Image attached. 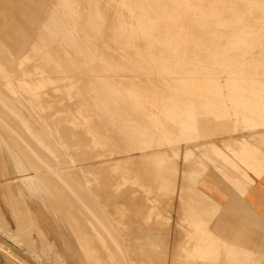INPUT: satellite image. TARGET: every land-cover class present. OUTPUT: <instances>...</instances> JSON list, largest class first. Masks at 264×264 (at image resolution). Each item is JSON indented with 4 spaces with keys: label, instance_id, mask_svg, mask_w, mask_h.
<instances>
[{
    "label": "rangeland",
    "instance_id": "obj_1",
    "mask_svg": "<svg viewBox=\"0 0 264 264\" xmlns=\"http://www.w3.org/2000/svg\"><path fill=\"white\" fill-rule=\"evenodd\" d=\"M47 2L50 10L44 17L42 10L39 16L37 10L15 13L21 28L16 34L13 18L0 10V84L17 82L41 116L38 120L24 111L31 120L57 128L62 140L70 139L66 129L75 132L78 150L94 156L79 157L73 167H87V174L98 178L99 200L77 175L109 216L120 242L119 247L111 241L107 247L95 242L98 256L107 264H114L107 251L117 264H264V250L233 244L209 227L212 219V226L225 234L245 229L250 240L262 242L264 226L259 221L235 212L220 211L214 217L222 208L219 204L223 206L220 200L200 189L207 197L203 204H215L199 208L153 180L154 173L163 170L158 175L173 179L177 189L180 169V188L186 190L194 186L186 173L200 178L199 187L214 171L230 187L233 183V189L246 190L259 177L242 149L250 147L258 151L253 156L264 160V125H244L264 106V0H207L204 5L198 0ZM94 9L99 21L91 13ZM31 78L44 84L33 90L25 82ZM0 89L10 94L3 85ZM139 98L147 102L138 106L134 101ZM3 115L0 111V138L8 136L36 158L28 138ZM174 121L184 122L185 128ZM0 150V211L5 219L0 246L25 252L23 259L10 253L9 263L58 264L54 253L59 252L66 264H90L71 219L59 215L64 211L53 212L51 206L59 207V202L33 195L23 180L27 172L13 168L5 148ZM241 155L237 164L233 158ZM41 173L53 177L79 203L49 167H42ZM10 199L20 209H30L53 248L46 250L36 226L29 232L31 246L21 231L11 241L18 225ZM114 207L119 224L108 214ZM197 218L206 232L204 242ZM207 244L220 254L218 259L200 257L196 246L206 250Z\"/></svg>",
    "mask_w": 264,
    "mask_h": 264
},
{
    "label": "crops",
    "instance_id": "obj_2",
    "mask_svg": "<svg viewBox=\"0 0 264 264\" xmlns=\"http://www.w3.org/2000/svg\"><path fill=\"white\" fill-rule=\"evenodd\" d=\"M33 1L34 2H30L29 0H0V10H4L9 18H13V22L11 23V30H13L14 34L21 30L17 22V17L15 15L16 12H18L19 10H37V14L39 16L40 10H42V17H44V11L50 10V6H48L47 0ZM52 78L53 77L51 76V80ZM25 82L30 84L29 86L33 88V90L37 89L39 85L44 84V81L35 78H31L29 80L27 79L25 80ZM0 85H3V87L6 89L8 88L11 94H7L5 90L0 89V111L5 114V116L3 115L2 118L15 122L12 123V125L16 126V128L19 129V131L23 132V135L28 138V141H30V145L33 146V149L36 153V158L32 157L27 151L24 152L27 153V155L31 159L36 160L42 167H49L55 174V176L62 180L63 183L72 191V193L78 200L77 202H79L76 203L75 200L67 192L65 193L73 203V210L79 211L80 213L78 215H72L71 218L68 219H71L72 221L71 228L77 234V240H79L78 244L81 242V244H79V247L82 249V251L84 249V256L89 261H91L92 264H107L105 260L98 256L95 242H98L103 247H107L106 243L111 241L115 244L116 247H119L120 242L116 233L117 230L109 219V216L104 213V210L88 194L86 188H84L82 186V183H80V181L78 180L77 175L81 174L80 170L84 171L87 169V167L79 166L76 169L73 167L78 163L77 160L79 157L81 160H88L89 158L92 159L94 156L92 154H87V150H78V139H74V137L76 136L75 132L73 133L72 131L66 129L64 134H66L70 139L62 140L59 136H57V134L60 133L57 128L53 129L52 126L48 124H39L34 122V120L29 119V115H26L24 111H31L30 113L36 116L37 106L36 104L29 103V97L22 95V89L17 86V82H5ZM4 100L6 103L3 102ZM24 100H27L28 102ZM36 117L38 120L41 119L40 115ZM22 125L24 126V128ZM39 125L41 126V128L39 127ZM37 159H39L45 165L39 162ZM71 159L75 160V162L72 163ZM81 163L83 162H80V164ZM61 175H64L65 177ZM207 175L208 176H205V178L201 180V186L199 185L198 188L203 190L210 196H213L216 200H220L223 204L222 208L216 213L214 217H216L221 212H235L237 215L245 214L247 218L251 216L254 221H259L262 224L261 226H264V173L256 178L253 184L246 190L233 189L234 186L232 181L230 187L220 177V175L214 171H211ZM50 179L56 182L53 177ZM75 182L78 184H76ZM63 191L65 192V190ZM9 205L12 208V215L15 218L16 223L18 222V224H20L19 226L23 231H27L29 233L31 229H33L35 226L37 227V224L33 219L32 213L28 207L20 209V207H18L17 204L12 201V199H10ZM211 221L209 227L223 239L236 245L245 246L257 250H264V240L262 242H254L253 240H250V238H248V235L245 234V229L244 231L243 229H237L236 233L234 231L232 234L228 235L223 233L221 231V229L223 228L218 227L216 224L212 226ZM92 227L95 228V231H92ZM38 230L42 239V243L44 244L43 246L46 248V250H50L51 248H53L54 245L46 240L43 231L39 228ZM3 240L4 238L0 236V242H3ZM6 246L7 247L4 248L0 246V264H10L9 260L12 259L10 257L11 254H16L22 259L24 258L25 252L23 250H15L13 246H8L7 244ZM87 250L88 252H85ZM54 254L58 264H66L59 252H55ZM107 256L114 264H117V260L112 251H107Z\"/></svg>",
    "mask_w": 264,
    "mask_h": 264
},
{
    "label": "bare ground",
    "instance_id": "obj_3",
    "mask_svg": "<svg viewBox=\"0 0 264 264\" xmlns=\"http://www.w3.org/2000/svg\"><path fill=\"white\" fill-rule=\"evenodd\" d=\"M193 0H189V2L191 3ZM201 1V2H200ZM200 3L202 5L206 4L207 3V0H198V3L200 5ZM96 10V9H94ZM92 10V14H95L97 16V20L99 21V14H98V10L94 11ZM238 10V9H237ZM94 12V13H93ZM91 14V15H92ZM2 102V101H1ZM5 102V100L3 101ZM134 102H136L139 106V104L143 103V102H147V101H143L141 100L140 98L139 99H136ZM6 103V102H5ZM8 104V103H7ZM2 105V104H1ZM14 105V104H13ZM3 106V105H2ZM7 107V106H6ZM5 109V108H4ZM7 109V108H6ZM8 110V109H7ZM12 110V108H11ZM10 111V110H9ZM23 111V110H22ZM17 113V112H16ZM25 113V112H24ZM12 114V113H11ZM5 116V114H4ZM8 118V117H7ZM30 118V117H29ZM24 119V118H23ZM31 119V118H30ZM20 121V120H19ZM161 122V121H160ZM28 123V122H27ZM173 123L175 124H178L179 127H184L185 128V123L182 122V121H174ZM244 125L247 126V127H260L262 125H264V106L260 109H257L256 111L253 112L252 114V117H249V118H246L245 121H244ZM23 126V125H22ZM32 126V124H31ZM24 128V126H23ZM32 128V127H31ZM2 129V128H0ZM26 129V128H25ZM33 130V129H32ZM6 131V130H5ZM4 129H3V132H5ZM26 131V130H25ZM8 132V131H7ZM188 133V132H187ZM11 134V133H9ZM29 134V133H28ZM1 135V134H0ZM8 134L6 133V136ZM30 135V134H29ZM188 135H192V134H188ZM3 136V135H2ZM8 137V136H7ZM7 137H5V139L3 138H0V148L1 147H4L5 148V151L7 152L8 156H9V159L12 160L13 164L15 167L13 168H17V170H21V171H25L27 172L25 175L27 177L23 178V180L26 182L27 184V188L32 192L33 195L37 196V197H41L44 199H50V201H58L59 202V207L58 206H51L53 212L58 215L61 211H64L65 213H60L59 215L63 218H71V211H73V203L72 201L69 199V197L65 194V192L62 190L61 187H59L57 185L56 182H54L52 179H50L47 175H44L43 173H41L42 171V168L41 166H39L38 164L34 163V161L27 155V153H20V151H24L23 149H21L17 143H15L14 141H11V140H8ZM11 137V136H10ZM14 140V139H13ZM16 140V139H15ZM178 140V139H176ZM38 144V143H37ZM46 144V143H45ZM48 144V143H47ZM39 145V144H38ZM251 148L250 147H247V146H244V148L242 150H247V154L246 155H249V157L246 158V161L252 163V165L255 166V173L260 176L264 173V160H262V157L260 155H254L253 154L255 152H258L256 150H250ZM1 151V150H0ZM26 154V156H25ZM57 155V154H56ZM164 156V155H163ZM231 156V155H229ZM57 157V156H56ZM53 158V157H52ZM60 158V157H59ZM163 158H166V157H163ZM242 158V155L241 156H236L235 158V161L236 163H240V159ZM245 158V157H244ZM243 158V159H244ZM56 161V160H55ZM71 162H75V160L71 159ZM4 163V161H3ZM62 165V164H61ZM57 168V167H56ZM4 169V168H3ZM55 169V168H54ZM59 169V168H58ZM76 169V168H75ZM175 170H178V169H172V171H175ZM163 171V170H162ZM161 170L160 171H157V173L155 171L154 175L156 174V176L154 177V182L156 183H159L160 182V186L161 188H163L166 192L169 191V193L173 192L174 190L176 191L177 193V197L182 200H185L187 203L191 204V205H194L196 207H199V208H208L209 209V206L211 205H214L215 203L214 202H207V204H203L205 203V199L207 197H205V193L203 191H201L198 187H197V183L200 181V178L195 175V173H186L185 174V177L189 178L192 177V184L194 186H191L192 188L191 189H182L180 188V186H182L183 184H181V173L182 171L179 169V176H178V183H177V189L175 188L174 189V183H173V179H169L167 176H163V175H158L159 172H162ZM17 172V171H16ZM81 172V175L84 179V183L87 185L88 189H89V192L95 196V198L97 200H99V187L98 185H95L97 184V179H92L88 174H87V169L84 170V171H80ZM152 172V173H153ZM21 173V172H20ZM24 173V172H23ZM22 174V173H21ZM59 174V173H58ZM62 174V173H60ZM72 174V173H71ZM165 174V173H164ZM68 175V174H67ZM153 175V176H154ZM184 175V174H183ZM63 177H65L64 175H61ZM151 177V176H150ZM184 177V176H183ZM184 177V178H185ZM203 177V175H202ZM201 177V178H202ZM22 178H20L22 180ZM185 178V179H186ZM183 181V180H182ZM92 182L94 183L92 185ZM153 182V183H154ZM23 183V182H22ZM37 184L36 186H32L33 184ZM76 183V182H75ZM78 184V183H76ZM155 184V183H154ZM81 185V184H80ZM79 186V185H78ZM158 186V185H156ZM159 187V189H160ZM248 187V186H247ZM85 190V189H84ZM244 190V189H242ZM162 191V189L160 190ZM245 192V191H244ZM180 193H183L182 196L180 195ZM170 195V194H169ZM40 198V200H41ZM53 200H52V199ZM201 198H203L204 200H201ZM173 199V198H172ZM94 201V200H93ZM44 204V202H43ZM46 204V203H45ZM44 204V205H45ZM62 204V205H61ZM64 208H63V207ZM219 206L222 207V205L219 204ZM62 208V209H61ZM61 209V210H59ZM109 210V209H108ZM68 211V212H67ZM118 208L114 207V208H111V210L108 211V214L110 215V217L113 219V221H115V223H118L119 222V219H118V215L116 216L115 214H118ZM196 213V212H195ZM198 215V213H197ZM59 216V217H60ZM184 216V215H183ZM182 216V217H183ZM185 217V216H184ZM200 218H197L195 219V226L197 229L200 230L201 232V239L204 241H206L204 238H205V235H206V232L203 231V227L201 226V224L199 223V220ZM4 216L3 214L1 213L0 211V226H4ZM119 224V223H118ZM121 224V222H120ZM17 225H18V228H17V231H14V233H12L10 235V238H11V241H15L16 239H18V231L23 234V237L26 238L25 242L28 243L29 246H31L32 244V241L29 237V233L27 231H23L22 228L19 226L20 224H18L17 222ZM94 226V225H93ZM6 228V227H5ZM4 228V229H5ZM73 230V229H72ZM5 231V230H4ZM74 231V230H73ZM12 232H13V229H12ZM27 232V233H26ZM75 232V231H74ZM10 234V233H9ZM82 236V235H81ZM208 236V235H207ZM211 235L209 234V237L210 238ZM2 241V240H1ZM22 242V241H21ZM79 242V240H78ZM115 242V241H114ZM81 244V242L79 243ZM78 244V245H79ZM3 245V244H2ZM84 245V244H83ZM89 245V244H88ZM87 245V246H88ZM4 246V245H3ZM12 246V245H11ZM80 246V245H79ZM82 246V245H81ZM211 245L210 244H207V247L205 246V249L207 250H204V248L202 247V245L200 246H196V249L201 248V251H200V257L201 258H211V259H218V255H220L219 253H213L210 247ZM6 247V246H5ZM15 248V247H14ZM86 248V246H85ZM94 248V247H93ZM6 249V248H5ZM17 249V247H16ZM209 249V250H208ZM30 250V249H29ZM213 250H216V249H213ZM84 251V249H83ZM30 252V251H29ZM37 252V251H36ZM85 252H88L85 251ZM95 252V251H94ZM43 256V255H42ZM199 257V256H198ZM41 258V257H40ZM90 258V257H89ZM44 262V261H43ZM95 262V261H94ZM91 263V262H90ZM97 264V263H96Z\"/></svg>",
    "mask_w": 264,
    "mask_h": 264
}]
</instances>
